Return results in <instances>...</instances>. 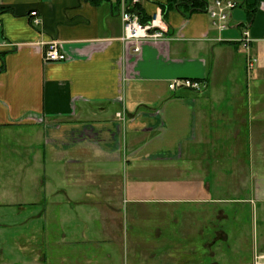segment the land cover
Returning a JSON list of instances; mask_svg holds the SVG:
<instances>
[{
  "label": "crops",
  "instance_id": "1",
  "mask_svg": "<svg viewBox=\"0 0 264 264\" xmlns=\"http://www.w3.org/2000/svg\"><path fill=\"white\" fill-rule=\"evenodd\" d=\"M233 1L219 32L142 0L166 31L136 52L118 0H0V264L129 263L134 227L147 264H219L228 210L264 214V0Z\"/></svg>",
  "mask_w": 264,
  "mask_h": 264
},
{
  "label": "built area",
  "instance_id": "2",
  "mask_svg": "<svg viewBox=\"0 0 264 264\" xmlns=\"http://www.w3.org/2000/svg\"><path fill=\"white\" fill-rule=\"evenodd\" d=\"M142 0H118L117 8L123 24V41L135 43L136 52L140 51L139 43L145 40L156 41L165 37L163 24L157 18L150 22L142 23L139 6ZM238 3L233 0H214L208 4L206 13L211 19L212 26L219 32L228 30L231 27V14ZM31 23L39 25V13H30ZM221 40V39H220ZM240 50L244 53L246 70L251 73L257 66L259 60L252 54V37L250 27L243 29L241 36L236 40ZM47 62H62L67 60L58 42H50L45 54ZM171 91L187 89L195 92H203L207 89V84L195 79H174L169 82ZM119 117L123 115L118 114Z\"/></svg>",
  "mask_w": 264,
  "mask_h": 264
},
{
  "label": "rangeland",
  "instance_id": "3",
  "mask_svg": "<svg viewBox=\"0 0 264 264\" xmlns=\"http://www.w3.org/2000/svg\"><path fill=\"white\" fill-rule=\"evenodd\" d=\"M257 70V69H256ZM230 220L228 223H221L222 229L229 234L227 241L221 240L220 252L223 254V260L219 264H264V257L261 251H264V214L261 210H255L250 213L248 210L236 213L228 210ZM148 229L133 228L129 232L128 244H126V253L129 254V263L124 264H147L141 261L142 254H137L139 249H147V245L134 246L133 240L139 238H148ZM127 239V236H126ZM132 240V241H131ZM127 243V240H126ZM125 247V244H124ZM103 254V251L100 252ZM105 254V253H104ZM103 254V256H104ZM219 257L216 256V259ZM221 257V256H220ZM94 258V257H93ZM92 260L93 264H108L106 259ZM118 261L117 264H123ZM97 262V263H96ZM213 261H204V264H211Z\"/></svg>",
  "mask_w": 264,
  "mask_h": 264
},
{
  "label": "trees",
  "instance_id": "4",
  "mask_svg": "<svg viewBox=\"0 0 264 264\" xmlns=\"http://www.w3.org/2000/svg\"><path fill=\"white\" fill-rule=\"evenodd\" d=\"M209 0H169V3L167 5H162V13L163 17L166 18V15L170 9H180L183 11V9L186 10V12L195 13V12H206V8L208 6ZM141 15V21L142 23H147L152 20V18L144 16V13L140 10Z\"/></svg>",
  "mask_w": 264,
  "mask_h": 264
}]
</instances>
